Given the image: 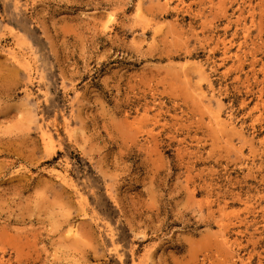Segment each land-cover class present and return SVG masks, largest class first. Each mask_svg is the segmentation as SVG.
Instances as JSON below:
<instances>
[{
	"label": "rangeland",
	"instance_id": "1",
	"mask_svg": "<svg viewBox=\"0 0 264 264\" xmlns=\"http://www.w3.org/2000/svg\"><path fill=\"white\" fill-rule=\"evenodd\" d=\"M0 264H264V0H0Z\"/></svg>",
	"mask_w": 264,
	"mask_h": 264
},
{
	"label": "bare ground",
	"instance_id": "2",
	"mask_svg": "<svg viewBox=\"0 0 264 264\" xmlns=\"http://www.w3.org/2000/svg\"><path fill=\"white\" fill-rule=\"evenodd\" d=\"M165 1H166V0H165ZM222 42H223V41H222ZM223 48H224V47H223ZM225 48H226V47H225ZM10 55H11V54H10ZM208 86H209V85H208ZM211 92H212V91H211ZM204 98H206V97H204ZM217 102H218V101H217ZM216 115H217V114H216ZM216 115L213 117L214 119H217L218 116L216 117ZM221 115H222V114H221ZM214 119H213V120H214ZM220 120H221V119H220ZM214 121H216V120H214ZM218 121H219V118H218ZM218 121H217V122H218ZM222 121H224V120H222ZM219 122H220V121H219ZM219 122H218V123H219ZM224 122H225L226 124H225V123H223V124L227 125V122H226V121H224ZM228 123H229V122H228ZM215 124H216V122H215ZM223 124H221V125H223ZM229 125H231V124H229ZM229 125H228V126H229ZM228 126H227V127H228ZM44 135H45V133H44ZM72 229H73V228H70L69 230L72 231ZM69 230H68V232H70ZM74 230H75V229H73V232H74ZM70 233H71V232H70Z\"/></svg>",
	"mask_w": 264,
	"mask_h": 264
}]
</instances>
